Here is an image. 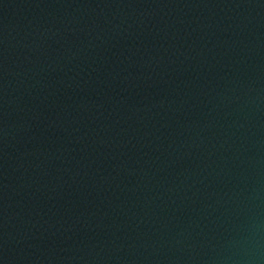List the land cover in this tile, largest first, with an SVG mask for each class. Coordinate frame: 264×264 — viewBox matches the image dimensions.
<instances>
[{"label":"water","instance_id":"water-1","mask_svg":"<svg viewBox=\"0 0 264 264\" xmlns=\"http://www.w3.org/2000/svg\"><path fill=\"white\" fill-rule=\"evenodd\" d=\"M0 264H264V0H0Z\"/></svg>","mask_w":264,"mask_h":264}]
</instances>
